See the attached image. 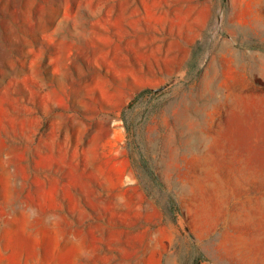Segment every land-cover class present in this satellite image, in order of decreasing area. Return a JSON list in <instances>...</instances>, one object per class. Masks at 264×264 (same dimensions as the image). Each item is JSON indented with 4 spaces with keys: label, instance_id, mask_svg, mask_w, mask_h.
<instances>
[{
    "label": "rangeland",
    "instance_id": "1",
    "mask_svg": "<svg viewBox=\"0 0 264 264\" xmlns=\"http://www.w3.org/2000/svg\"><path fill=\"white\" fill-rule=\"evenodd\" d=\"M0 264H264V0H0Z\"/></svg>",
    "mask_w": 264,
    "mask_h": 264
}]
</instances>
